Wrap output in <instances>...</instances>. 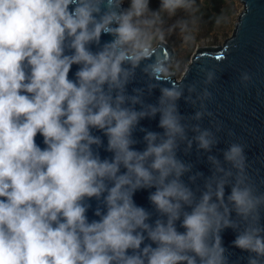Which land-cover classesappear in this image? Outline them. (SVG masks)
Returning a JSON list of instances; mask_svg holds the SVG:
<instances>
[{"label":"clouds","instance_id":"1","mask_svg":"<svg viewBox=\"0 0 264 264\" xmlns=\"http://www.w3.org/2000/svg\"><path fill=\"white\" fill-rule=\"evenodd\" d=\"M206 4L0 0V264H264V178L245 143L214 152L217 65L177 81L181 62L160 53L173 35L203 43ZM246 13L224 0L209 21L237 27ZM193 150L207 174L183 158Z\"/></svg>","mask_w":264,"mask_h":264},{"label":"water","instance_id":"2","mask_svg":"<svg viewBox=\"0 0 264 264\" xmlns=\"http://www.w3.org/2000/svg\"><path fill=\"white\" fill-rule=\"evenodd\" d=\"M242 10L246 15L237 27H234L230 36L218 46L202 47L197 49L191 56L186 67H191L189 80L197 78L196 68L202 63H216L218 72L217 79L211 86L213 101L208 105L209 110L214 113V119L220 121L223 130L217 135L220 143L214 152L219 155L220 149L227 147L231 140H239L246 144L250 170L257 179L264 178V0H239ZM239 12V13H240ZM238 13V14H239ZM104 40L109 39L107 36ZM162 56L175 54L174 47L167 41V45L160 50ZM219 57V59L217 58ZM248 69L255 74L254 82L248 89H243L237 84V77L240 70ZM75 71L73 66L72 72ZM70 77L72 73L70 72ZM176 75L174 80H180ZM150 99L154 100L155 95ZM182 114L190 115L193 109L180 101ZM144 127L153 131H160L157 128V120H144L141 122ZM203 127H209V120L201 121ZM234 133L232 137L227 132ZM142 134L137 133L139 138ZM37 143L43 147L42 138L37 136ZM142 148L143 144L136 145ZM101 155H108L101 152ZM196 163L198 170L208 173L207 165L197 162L196 153L183 157ZM147 192H138L134 199L138 205L148 207ZM95 202H93V208ZM89 219H95L93 211L88 212ZM230 231L225 232L224 242L227 246L233 239ZM233 260L243 255L239 250H234ZM240 264H243L241 261Z\"/></svg>","mask_w":264,"mask_h":264},{"label":"rangeland","instance_id":"3","mask_svg":"<svg viewBox=\"0 0 264 264\" xmlns=\"http://www.w3.org/2000/svg\"><path fill=\"white\" fill-rule=\"evenodd\" d=\"M236 3H237V5L240 6V10L239 11H241L242 10L241 2L239 0H236ZM237 17H238V15H237ZM233 29H234V27H229L227 29H223V30L218 31V32H211L210 35L202 37L203 38V43L202 44H199L197 47H195V48H193L191 50L182 49L181 48V42L175 35H173L171 39L169 38L168 42L174 47V50H175V54L174 55H175L176 59L180 60L181 58H183L187 54H190V56H192L193 53L199 48L221 45L225 41V39L228 36L231 35ZM186 66H187V64H185V65L181 64L180 70L176 73V76L178 78L181 77V75L183 74Z\"/></svg>","mask_w":264,"mask_h":264},{"label":"trees","instance_id":"4","mask_svg":"<svg viewBox=\"0 0 264 264\" xmlns=\"http://www.w3.org/2000/svg\"><path fill=\"white\" fill-rule=\"evenodd\" d=\"M232 5H233V10L237 14L240 11V6L237 5L236 0H231ZM224 5V0H207L206 7L203 9L204 12V17H203V23L201 25V36H208L211 34V32H218L221 30H216L212 27L211 22L209 21V17L212 15L219 13L221 10V7ZM151 6L153 8L157 7V0H151ZM238 15V14H237ZM172 37H170L171 39ZM190 54H187L183 58H181L179 61L181 62L182 65L188 64L191 60Z\"/></svg>","mask_w":264,"mask_h":264},{"label":"snow or ice","instance_id":"5","mask_svg":"<svg viewBox=\"0 0 264 264\" xmlns=\"http://www.w3.org/2000/svg\"><path fill=\"white\" fill-rule=\"evenodd\" d=\"M219 59V57H217Z\"/></svg>","mask_w":264,"mask_h":264}]
</instances>
